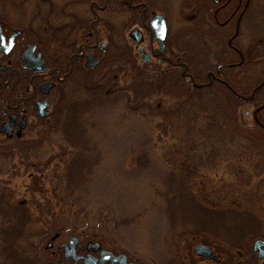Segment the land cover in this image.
Listing matches in <instances>:
<instances>
[{
    "label": "rangeland",
    "instance_id": "374dc122",
    "mask_svg": "<svg viewBox=\"0 0 264 264\" xmlns=\"http://www.w3.org/2000/svg\"><path fill=\"white\" fill-rule=\"evenodd\" d=\"M155 3V10L168 18L173 48L179 45L180 50L196 53L190 72L200 78L198 82H205L206 73L215 71L220 61L240 60V54L228 45L235 28L214 23V8H200L188 0ZM249 6L232 40L248 63L229 73L244 88L243 95L256 81L251 84L249 78L259 79L264 69V0H251ZM0 8H7L15 23L30 22L35 36L46 34L43 44L47 48L64 45L59 40L68 31L67 25L72 29L81 18L96 22L97 13L107 22L106 30L114 41L132 42L128 36L132 14L94 12L90 0H0ZM102 37L107 40L105 34ZM130 81L128 71L109 73L103 101L93 106L87 101L94 93L75 89L77 84L70 82L71 91L55 99V130L44 136L45 129L34 127L32 117L33 127L21 140L32 151L7 147L0 152V222L7 216L1 204L5 192L11 204L23 205L30 215L18 239L20 260L6 259L3 264H37L46 236L66 235L74 228L101 234L152 264H177L180 256L198 259L193 246L201 237L172 225L166 211V179L186 167L195 171L189 183L200 201L209 206L250 208L263 220L264 233V160L249 139L242 143L228 134L219 150L208 151L200 159L197 151L184 150L183 142L192 136L190 128L196 140L201 139L198 128L206 123L205 117L193 119L192 111L186 114L172 96L164 94L138 105ZM263 97L259 94L255 101ZM253 108L254 103L247 102L238 109V121L245 127L254 122ZM83 122L84 128L76 125ZM203 139L211 143L208 135ZM259 143L264 146V141ZM214 248L228 258L227 246Z\"/></svg>",
    "mask_w": 264,
    "mask_h": 264
},
{
    "label": "flooded vegetation",
    "instance_id": "af4514ba",
    "mask_svg": "<svg viewBox=\"0 0 264 264\" xmlns=\"http://www.w3.org/2000/svg\"><path fill=\"white\" fill-rule=\"evenodd\" d=\"M188 1L200 4V8H214L212 13L214 23L235 28L228 45L240 54V60L233 63L232 60L219 62L215 71L209 70L206 73L208 84L213 81H221L225 70L233 67L245 68L243 66H246L248 62H245L242 51L232 40L238 34L239 25L242 24L246 16L244 14L250 7L251 0ZM90 3L94 12L96 9L113 13L130 12L132 20L129 21L128 36L132 42L114 41L112 35L106 30L107 22L101 20L96 11V22L89 18H81L80 21L74 23V29H69L67 25L68 31L65 32V37H58L61 39L60 42H64V45L47 48L43 44L48 39L46 34L45 37L35 36V30L31 29L30 22L27 23L24 20L15 23L10 20L12 18H10L7 8H0V126L5 122L13 121L12 135L8 137L0 131V138L22 139L26 131L33 127L30 123L32 117H35L34 127L42 131L45 129L44 136L55 130L56 122L53 119L56 117L54 106L57 94L62 97L66 90L71 91L70 82L77 84V87H74L79 89L83 73L88 69H95L92 73L96 75L93 77L101 82L100 88L105 86V79L109 73L114 71V74L117 72L119 74L125 72H120V69L123 70L127 67L129 70H133L130 68L132 67L131 63L129 66L124 64L123 67H120L119 64L114 66L108 61V59L116 60L120 57V52L125 48L130 50L132 59L135 61L146 64L150 68L158 65L162 67L171 65V68L179 70L183 77H186V72L194 81L196 75L190 72L194 60L190 65L186 62L187 55L191 52L180 50L177 44L178 49L173 48L174 45L169 40V29L163 48L160 46V41L154 36L150 22L157 14L164 16L168 26V18L165 13L155 10V0H90ZM134 28H138L143 36V40L139 44L130 34ZM102 34H105L106 41ZM54 39H56V35ZM49 41H53V39L50 38ZM141 47L150 54L148 61H143V56L140 54ZM26 56L32 60L35 67L26 66ZM156 59L159 60L156 61ZM43 65H45V69H39L40 67L44 68ZM218 65H220L219 69ZM256 83L258 84L253 86L250 93L252 94V91L257 88L259 94L264 96V69ZM40 101L47 102L45 110L48 111V114L45 117H41L39 114L38 103ZM259 102L257 104L253 101V111L260 107L257 116L259 123L264 126V97ZM21 124H23V128L20 127ZM46 239V245L40 251L39 264H152L141 256L120 248L101 234L91 233L85 229H68L66 235L55 232L46 236ZM262 239L264 240V237ZM212 251L218 260L207 259L193 251L198 259L180 256L177 264H264V258L258 257V252L253 249V244L251 247H245L241 252L230 250L227 259H224L223 252L217 251L213 246ZM236 257L241 258L237 260Z\"/></svg>",
    "mask_w": 264,
    "mask_h": 264
},
{
    "label": "trees",
    "instance_id": "16d2710c",
    "mask_svg": "<svg viewBox=\"0 0 264 264\" xmlns=\"http://www.w3.org/2000/svg\"><path fill=\"white\" fill-rule=\"evenodd\" d=\"M120 53V57L116 58V60L111 58L108 61L114 66L119 64L120 67H123L124 64L129 66V63H131L132 67L130 68L133 70H129L127 67L123 70L120 69V72L129 70L128 72L131 73L130 82L136 90L138 105L139 103L144 105L150 97L164 94L172 96L180 109L185 111L186 114L192 111L193 119L205 117L206 123L201 124L198 128L201 139L196 140L194 134H192L194 129L190 128L189 134L191 133L192 136L188 137V139L185 138V142H183L184 150L197 151L196 155L201 159L205 153L209 154L208 151L219 150L221 142L226 141L225 139L230 134L231 139H240L242 143L244 139H249L250 146L256 147L261 159L264 160V146L259 143V141H264V128H259L257 124L245 127L239 123L238 109L242 104V99L235 92L232 93L227 84L222 81H214L208 87H198L195 83H200L198 82L200 78L195 76L194 81L186 79L179 70L171 68V65H165L164 67L158 65L150 68L148 65L132 59L130 50L125 48ZM194 56H196V53L193 52L187 55L188 60L186 59V62L188 65L193 62ZM114 61L116 62L115 64L113 63ZM231 62L233 63L234 61ZM94 70L83 71L84 76H82L81 83H79V89L83 88L82 90H84L82 92L86 94L94 93L93 96L89 97L90 100L87 101L91 106L102 103L104 98L102 93H104L106 86L105 84L103 88H100L101 82L93 77L96 75H93ZM233 71L234 67L229 69L228 72H223V79L236 92L244 94V88L235 81L234 77L231 78L229 76V73H233ZM254 80L256 81L253 86L258 84L256 83L258 78H249L251 84ZM252 88L250 90L247 88L246 94H249ZM256 99L257 95L255 94L254 100ZM82 108L85 109V107ZM81 112L84 115L85 112ZM76 125L85 127L84 122ZM195 132L197 133L196 129ZM207 135L211 139L209 144L203 139ZM21 140V138H0V152H4L7 147L9 149L11 147V150L14 151V148L17 147L18 149L22 148L26 153H30L33 147L31 146L30 148L23 145ZM6 141L11 143H3ZM68 144L74 145L71 144V141ZM78 146L76 144L75 148L80 149ZM208 146H210L209 150H207ZM238 146L240 147L241 145L238 144ZM206 157L203 160H206ZM192 163L194 164L195 162L193 161ZM195 164L198 165L197 163ZM72 168V165H70L68 176L72 174ZM77 173L78 170L76 169L75 174ZM194 173L195 171L186 167L171 173L166 179L168 194L166 211L172 225L182 226L188 233L201 237L202 242L213 247L218 244H224L229 251L237 250L241 252L250 245L253 239L264 237V233H261L263 227H260L263 224V220L257 217L254 210L239 206H209L200 201L189 183L190 177ZM3 195L1 204L7 216L5 220L0 222V264H3L6 259H10L13 262L20 260L19 255H17L18 245L20 244L18 239L20 238V231H23L30 217L26 207L21 204H11L7 193L5 192ZM36 263L39 264L37 258Z\"/></svg>",
    "mask_w": 264,
    "mask_h": 264
},
{
    "label": "water",
    "instance_id": "95a60500",
    "mask_svg": "<svg viewBox=\"0 0 264 264\" xmlns=\"http://www.w3.org/2000/svg\"><path fill=\"white\" fill-rule=\"evenodd\" d=\"M151 27L154 32V36L156 39L160 40V46L163 48L165 39L167 36V31H168V26L167 22L164 18L163 15L157 14L152 20H151ZM131 36L136 39L137 43H140L143 40L142 33L138 30V28H134L131 31ZM140 52L143 56V61H148L150 59V54L144 50V48H140ZM27 57V56H26ZM43 62V61H42ZM44 63V62H43ZM27 67H35V64L32 63V60L27 57ZM44 68L40 67L39 69H45V65H43ZM220 66H218L219 69ZM257 89V88H255ZM241 97H243L241 95ZM252 97V96H251ZM251 97H244L245 99L249 100ZM47 105L46 101H40L38 103L39 107V114L41 117H45L48 114V111L45 110ZM260 108V107H259ZM259 108L254 110V116H257V111ZM12 126H13V121H8L3 123L0 126V131L3 132L6 136L10 137L12 135ZM21 128H23V124L20 125ZM253 249L258 252V257L259 258H264V240L263 239H257L253 243ZM193 251L201 256H204L207 259H216L218 260V257L213 254L212 248L204 243H197L193 247Z\"/></svg>",
    "mask_w": 264,
    "mask_h": 264
},
{
    "label": "bare ground",
    "instance_id": "6f19581e",
    "mask_svg": "<svg viewBox=\"0 0 264 264\" xmlns=\"http://www.w3.org/2000/svg\"><path fill=\"white\" fill-rule=\"evenodd\" d=\"M185 76H187V77H189V79L191 78L186 72H185ZM225 80V79H224ZM214 82V81H213ZM212 82V83H213ZM206 82H200V83H195L198 87H208L209 85H207V84H205ZM211 83V84H212ZM261 85V84H260ZM227 86L229 87V89L232 91V93H234L235 92V89L232 87V86H230V84L229 83H227ZM255 90L256 89H254L253 91H252V94L251 93H249V94H246V95H244L243 96V98H242V104H244V103H247V102H253V101H255L254 100V95L256 94L257 95V97L259 96V91L258 90H256V92H255ZM238 94H240V93H238ZM252 96V97H251ZM246 97H251V99H249V100H247V99H245ZM241 104V105H242ZM253 114V118H254V122H256V123H253L252 124V126L254 125V124H257L258 125V127L259 128H261L262 129V127H264L261 123H259V119H258V116H254V112L252 113Z\"/></svg>",
    "mask_w": 264,
    "mask_h": 264
}]
</instances>
